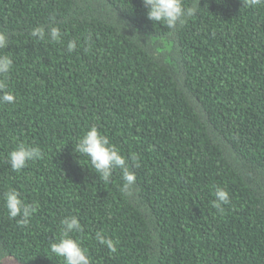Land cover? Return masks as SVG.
Segmentation results:
<instances>
[{"label": "trees", "instance_id": "obj_1", "mask_svg": "<svg viewBox=\"0 0 264 264\" xmlns=\"http://www.w3.org/2000/svg\"><path fill=\"white\" fill-rule=\"evenodd\" d=\"M185 3L198 11L173 30L142 0H0L15 96L0 104V264H63L49 246L72 215L91 264H264V4ZM50 26L60 43L31 37ZM93 125L135 174L129 193L120 170L104 183L74 152ZM21 142L44 155L13 171ZM9 188L39 205L26 225Z\"/></svg>", "mask_w": 264, "mask_h": 264}, {"label": "clouds", "instance_id": "obj_2", "mask_svg": "<svg viewBox=\"0 0 264 264\" xmlns=\"http://www.w3.org/2000/svg\"><path fill=\"white\" fill-rule=\"evenodd\" d=\"M147 8V19L152 22L166 25L169 29H176L184 25L188 18L193 17L198 11V4L186 5L185 0H142ZM248 6L264 4V0H246ZM123 25V22H122ZM124 26V25H123ZM48 36H45L43 27L34 28L30 35L38 41L60 43L62 33L56 26H50ZM8 37L4 32H0V49L7 46ZM67 51L73 52L77 48L75 40L67 43ZM13 69V58L10 54H0V104H12L15 101L13 93L7 90V77ZM74 152L80 157H87V166L99 175V179L108 183L112 173L117 169L122 173V193H129L134 181L135 174L130 170L128 161L121 154L120 149L111 143L109 137L102 133L97 126L93 125L77 140ZM44 153L38 146H30L23 142L18 143L13 150L8 153V162L13 171H21L26 168L29 162L37 161L43 158ZM4 208L10 219H17L20 226L30 222L39 207L38 203H26L20 193L9 188L3 194ZM214 199L211 201V207L217 213H225V205L230 203L229 193L221 187H215L213 191ZM61 231L58 239L54 240L49 248L50 252L57 257L62 258L63 264H91L90 257L86 248L81 246L79 239L74 237V233L82 231L77 216H66L60 221ZM96 241L107 247L114 253L117 251L118 241L97 232Z\"/></svg>", "mask_w": 264, "mask_h": 264}]
</instances>
